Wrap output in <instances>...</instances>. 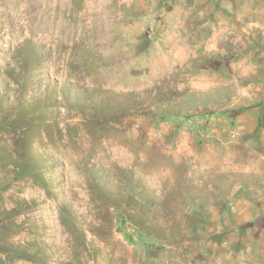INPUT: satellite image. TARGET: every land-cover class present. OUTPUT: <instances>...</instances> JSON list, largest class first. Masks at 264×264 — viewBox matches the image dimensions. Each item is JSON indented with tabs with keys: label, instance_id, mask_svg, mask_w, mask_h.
I'll use <instances>...</instances> for the list:
<instances>
[{
	"label": "rangeland",
	"instance_id": "rangeland-1",
	"mask_svg": "<svg viewBox=\"0 0 264 264\" xmlns=\"http://www.w3.org/2000/svg\"><path fill=\"white\" fill-rule=\"evenodd\" d=\"M249 212L264 0H0V264H254Z\"/></svg>",
	"mask_w": 264,
	"mask_h": 264
},
{
	"label": "crops",
	"instance_id": "crops-1",
	"mask_svg": "<svg viewBox=\"0 0 264 264\" xmlns=\"http://www.w3.org/2000/svg\"><path fill=\"white\" fill-rule=\"evenodd\" d=\"M230 202H232V201H230ZM233 204L236 205L237 203H235L233 201ZM246 204H248L250 206V208H248V209L253 210V208L256 206L257 203H255L253 201L252 202L251 201H247ZM249 214H250V216L245 215V220L244 221L246 222V221H249L252 218H256L257 217V219H258L257 221H258V224L260 225V228L257 227L258 230H256L252 234L251 233H249V234L247 233V235H246L247 236V238H246V240H247V246H250L251 240L262 239L264 237V226H263V224H264V215L263 214L262 215H259L257 213H255L256 215L255 214L253 215V212H249ZM257 221H255V222H257ZM251 245H252V243H251ZM261 246H262V248H264V242H262ZM221 255H222V253L220 251V253H218L216 256H219V259H220L221 258ZM253 262H254V264L255 263H257V264H264V256L254 257V261Z\"/></svg>",
	"mask_w": 264,
	"mask_h": 264
}]
</instances>
